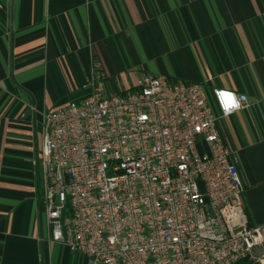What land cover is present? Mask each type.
I'll return each mask as SVG.
<instances>
[{
    "label": "crops",
    "instance_id": "0c3cea01",
    "mask_svg": "<svg viewBox=\"0 0 264 264\" xmlns=\"http://www.w3.org/2000/svg\"><path fill=\"white\" fill-rule=\"evenodd\" d=\"M98 69L110 91L148 71L246 93L217 125L264 223V0H0V264H88L52 239L40 151L44 113Z\"/></svg>",
    "mask_w": 264,
    "mask_h": 264
},
{
    "label": "built area",
    "instance_id": "2783aa9c",
    "mask_svg": "<svg viewBox=\"0 0 264 264\" xmlns=\"http://www.w3.org/2000/svg\"><path fill=\"white\" fill-rule=\"evenodd\" d=\"M93 72L90 91L44 113L42 200L52 239L88 264H237L264 260L238 156L220 116L246 93L143 72L124 91ZM218 111V113H217Z\"/></svg>",
    "mask_w": 264,
    "mask_h": 264
},
{
    "label": "trees",
    "instance_id": "16d2710c",
    "mask_svg": "<svg viewBox=\"0 0 264 264\" xmlns=\"http://www.w3.org/2000/svg\"><path fill=\"white\" fill-rule=\"evenodd\" d=\"M249 262H247L246 260L240 261L237 264H248Z\"/></svg>",
    "mask_w": 264,
    "mask_h": 264
}]
</instances>
